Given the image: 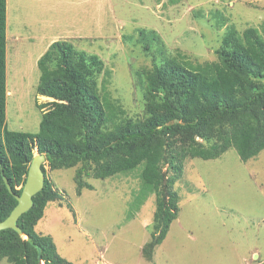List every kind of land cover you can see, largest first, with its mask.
Masks as SVG:
<instances>
[{
  "label": "rangeland",
  "instance_id": "rangeland-1",
  "mask_svg": "<svg viewBox=\"0 0 264 264\" xmlns=\"http://www.w3.org/2000/svg\"><path fill=\"white\" fill-rule=\"evenodd\" d=\"M6 18L5 123L29 133L39 127L36 104L52 100L35 88L36 62L53 41L97 55L110 72L105 96L140 119L144 69L167 58L200 69L217 60L233 30L254 27L264 39V0H7ZM104 76H96L99 89ZM76 167L44 162L61 197L34 227L72 264H264V149L246 161L234 148L216 159L187 158L182 175L172 174L177 217L151 258L141 248L151 238L155 193L143 187L141 166L84 177L93 188L80 194Z\"/></svg>",
  "mask_w": 264,
  "mask_h": 264
},
{
  "label": "trees",
  "instance_id": "trees-1",
  "mask_svg": "<svg viewBox=\"0 0 264 264\" xmlns=\"http://www.w3.org/2000/svg\"><path fill=\"white\" fill-rule=\"evenodd\" d=\"M6 7L7 0H0V221L17 203L4 178L19 195L35 151L45 155L50 169L77 166V194L93 188L84 177L104 179L141 166L143 187L155 193L151 238L141 248L151 258L177 217L172 174L182 175L187 158L216 159L234 148L246 161L264 149V39L254 27L230 31L215 50L217 60L200 69L176 58L144 69L146 114L140 119L127 118L105 96L110 72L97 55L53 41L36 62L35 93L52 99L36 104L38 131L8 129ZM41 169L43 186L16 222L21 234L0 230V260L10 264H72L58 253L52 236L34 229L46 204L61 197L44 163Z\"/></svg>",
  "mask_w": 264,
  "mask_h": 264
},
{
  "label": "water",
  "instance_id": "water-1",
  "mask_svg": "<svg viewBox=\"0 0 264 264\" xmlns=\"http://www.w3.org/2000/svg\"><path fill=\"white\" fill-rule=\"evenodd\" d=\"M44 162H46L45 155L36 151L30 161L25 181L19 195L12 192L7 180L4 178L7 189L13 194L17 203L9 215L4 220L0 221V230L10 228L15 230L18 234H21V230L16 222L19 216L31 207L32 196L41 190L43 186L44 174L41 166ZM26 239H28V237H26Z\"/></svg>",
  "mask_w": 264,
  "mask_h": 264
}]
</instances>
